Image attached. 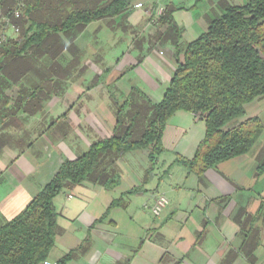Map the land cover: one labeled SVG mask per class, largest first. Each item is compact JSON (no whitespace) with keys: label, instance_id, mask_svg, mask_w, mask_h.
Listing matches in <instances>:
<instances>
[{"label":"crops","instance_id":"0c3cea01","mask_svg":"<svg viewBox=\"0 0 264 264\" xmlns=\"http://www.w3.org/2000/svg\"><path fill=\"white\" fill-rule=\"evenodd\" d=\"M174 2L130 1L115 17L29 50L11 63L12 77L0 76V227L92 143L131 125L135 136L142 134L176 61L212 21L179 28L173 13L184 9ZM52 69L60 73L54 81L47 79ZM50 83L60 85L58 94L43 92ZM263 111L264 98L246 107L247 117L264 125ZM204 135L203 121L179 111L166 123L154 165L145 150L107 155L99 173L116 178L112 188L86 181L54 199L55 246L47 260L62 264L70 255L63 264H264V174L256 173L264 130L252 152L197 174L182 162L193 158ZM158 195L168 203L149 227L146 210ZM115 200L119 204L109 209Z\"/></svg>","mask_w":264,"mask_h":264},{"label":"trees","instance_id":"16d2710c","mask_svg":"<svg viewBox=\"0 0 264 264\" xmlns=\"http://www.w3.org/2000/svg\"><path fill=\"white\" fill-rule=\"evenodd\" d=\"M21 2L20 20L12 19L19 26L20 36L0 49V76L12 77L13 61L24 60L29 50L45 45L58 34L115 17L128 7L127 0H0V11L12 18L13 7L21 8ZM1 26L0 23V29ZM261 98L264 0H249L242 6L226 8L188 44L182 59L176 61L162 100L150 108L148 125L140 136H135L131 125L122 133L92 143L83 155L63 163L27 208L0 227V264L46 261L55 246L54 199L86 181H102L106 188H112L116 178H103L99 173L107 155L145 150L154 165L163 152L166 123L176 112L192 113L204 123L205 135L193 158L182 162L191 172L200 174L246 155L264 130L259 117H247L246 107ZM117 123L120 125L119 120ZM256 173L264 174V154ZM118 204V200L113 201L109 209ZM69 256L60 263H65Z\"/></svg>","mask_w":264,"mask_h":264},{"label":"rangeland","instance_id":"374dc122","mask_svg":"<svg viewBox=\"0 0 264 264\" xmlns=\"http://www.w3.org/2000/svg\"><path fill=\"white\" fill-rule=\"evenodd\" d=\"M133 2L134 0H127V2ZM140 1H147V0H140ZM174 2V7L175 8H183L184 10H181L179 15H176V11L173 13L174 15V22H177V24L179 25V28H184L186 30L189 29V27H191V25L198 19L201 20V22L205 19H209L211 18V20H215L217 18H219L221 15L224 14V8H223V4H219L221 0H173ZM228 4L229 7L231 6H235V5H244L245 3H247V1L249 0H225ZM17 2V1H16ZM19 3V2H18ZM21 8H20V12L22 10V5L23 2H21ZM195 5V7H194ZM16 9V6L13 7V10ZM20 20V19H19ZM1 23V22H0ZM13 24V23H12ZM2 25V24H1ZM15 26H17L19 28L18 25L14 24ZM2 31H4L6 33L7 36V42L4 44H9L10 41H14L17 40L18 37L20 36V34L18 35H14L11 31L10 28L6 27L3 28V26H1ZM0 29V31H1ZM60 35V34H59ZM190 34H188V32H186L183 36V39L185 41H189V36ZM70 38H71V34L68 35V37L66 38L67 40H63L62 43H70ZM54 44L58 45L59 44V39L54 41ZM3 45V46H4ZM66 75L71 76L72 69H68L66 70ZM49 76L48 78H53L51 79L52 81H54V78H57L58 76H60V73L58 71H56V69H52L50 71H48ZM47 74V75H48ZM51 84V83H50ZM6 87V86H5ZM4 86L2 88H5ZM43 87V92H48L47 88H50V92L51 94L55 93L58 94V88L60 87L59 84L56 85H45L42 86ZM11 88V86H9V89ZM54 91H53V90ZM2 92V91H1ZM11 103V101H10ZM264 113V111H263ZM264 117V114H262ZM252 152V151H251ZM257 153V149H254V155ZM257 155V154H256ZM148 206L150 207V204H148ZM146 216H147V222L149 227H152L155 222H157V220H159V218H156L154 216H152L151 212L149 211V209L146 210Z\"/></svg>","mask_w":264,"mask_h":264},{"label":"built area","instance_id":"2783aa9c","mask_svg":"<svg viewBox=\"0 0 264 264\" xmlns=\"http://www.w3.org/2000/svg\"><path fill=\"white\" fill-rule=\"evenodd\" d=\"M20 5V4H19ZM142 5L138 4L135 6V8H141ZM21 16L20 13V7L16 8L15 10L12 11V15L10 17L4 16L1 11H0V22L3 26V28H10L12 33L14 35H18L19 34V28L17 26H15L14 24H12V19L14 20H18ZM7 36L6 33L4 31H0V49L3 47V45L7 42ZM167 198L164 195H158L157 198L155 199L153 205L150 207V212L152 214V216L154 217H159L163 210L166 208L167 206ZM42 264H57V263H52L49 262L48 260L44 261Z\"/></svg>","mask_w":264,"mask_h":264}]
</instances>
